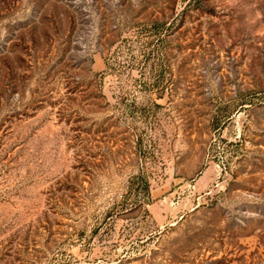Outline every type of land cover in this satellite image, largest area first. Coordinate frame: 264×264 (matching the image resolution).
<instances>
[{"label": "rangeland", "instance_id": "obj_1", "mask_svg": "<svg viewBox=\"0 0 264 264\" xmlns=\"http://www.w3.org/2000/svg\"><path fill=\"white\" fill-rule=\"evenodd\" d=\"M0 264H264V0H0Z\"/></svg>", "mask_w": 264, "mask_h": 264}, {"label": "trees", "instance_id": "obj_2", "mask_svg": "<svg viewBox=\"0 0 264 264\" xmlns=\"http://www.w3.org/2000/svg\"><path fill=\"white\" fill-rule=\"evenodd\" d=\"M165 24L162 23H158V22H154L151 24L150 29H149V33L153 34L154 36L160 35L163 31V26ZM109 64V63H108ZM142 189H143V193H144V203H149L151 200V195H150V184L149 182L146 180L143 185H142Z\"/></svg>", "mask_w": 264, "mask_h": 264}]
</instances>
